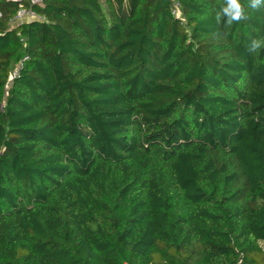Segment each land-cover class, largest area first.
Masks as SVG:
<instances>
[{
    "label": "trees",
    "instance_id": "1",
    "mask_svg": "<svg viewBox=\"0 0 264 264\" xmlns=\"http://www.w3.org/2000/svg\"><path fill=\"white\" fill-rule=\"evenodd\" d=\"M176 1L0 2V264H264V8Z\"/></svg>",
    "mask_w": 264,
    "mask_h": 264
},
{
    "label": "built area",
    "instance_id": "2",
    "mask_svg": "<svg viewBox=\"0 0 264 264\" xmlns=\"http://www.w3.org/2000/svg\"><path fill=\"white\" fill-rule=\"evenodd\" d=\"M2 0H0L1 2ZM7 2H14L19 4V8L11 20L12 25H18L20 23L24 22H31L34 20H44L43 17L37 15L35 11L33 10L34 6L37 5H43L44 0H5ZM173 14L180 17L181 11H180V4L175 0L174 2V9ZM2 11L0 9V19L2 18ZM28 59V57H24L22 61H20L14 70L11 72V75L9 77V83H12L14 79L19 75L21 68L23 67V63Z\"/></svg>",
    "mask_w": 264,
    "mask_h": 264
},
{
    "label": "clouds",
    "instance_id": "3",
    "mask_svg": "<svg viewBox=\"0 0 264 264\" xmlns=\"http://www.w3.org/2000/svg\"><path fill=\"white\" fill-rule=\"evenodd\" d=\"M226 6L222 7L221 13L227 17V23L231 24L233 22H239L246 20L247 16L245 15L244 7L240 3V0H225ZM249 7L253 10H259L264 8V0H249ZM221 13H217V20L221 18ZM261 47H264V38L253 39L248 46L249 52H256Z\"/></svg>",
    "mask_w": 264,
    "mask_h": 264
}]
</instances>
